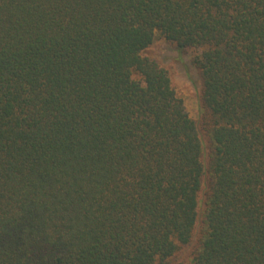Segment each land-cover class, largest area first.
Masks as SVG:
<instances>
[{"label": "trees", "instance_id": "1", "mask_svg": "<svg viewBox=\"0 0 264 264\" xmlns=\"http://www.w3.org/2000/svg\"><path fill=\"white\" fill-rule=\"evenodd\" d=\"M175 262L264 264V0H0V264Z\"/></svg>", "mask_w": 264, "mask_h": 264}, {"label": "rangeland", "instance_id": "2", "mask_svg": "<svg viewBox=\"0 0 264 264\" xmlns=\"http://www.w3.org/2000/svg\"><path fill=\"white\" fill-rule=\"evenodd\" d=\"M198 54L199 51L192 49L179 54L176 46L160 35L156 36L154 43L143 53L144 57L157 62L168 71L176 95L184 101L189 116L195 121H200L203 115L199 99L201 78L199 70L193 64ZM182 259L181 257L178 261Z\"/></svg>", "mask_w": 264, "mask_h": 264}]
</instances>
